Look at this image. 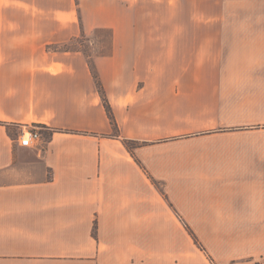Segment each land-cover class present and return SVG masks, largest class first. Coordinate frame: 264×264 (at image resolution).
I'll list each match as a JSON object with an SVG mask.
<instances>
[{
	"label": "crops",
	"instance_id": "obj_1",
	"mask_svg": "<svg viewBox=\"0 0 264 264\" xmlns=\"http://www.w3.org/2000/svg\"><path fill=\"white\" fill-rule=\"evenodd\" d=\"M138 2L0 0V264H264V0Z\"/></svg>",
	"mask_w": 264,
	"mask_h": 264
},
{
	"label": "rangeland",
	"instance_id": "obj_2",
	"mask_svg": "<svg viewBox=\"0 0 264 264\" xmlns=\"http://www.w3.org/2000/svg\"><path fill=\"white\" fill-rule=\"evenodd\" d=\"M153 2L154 4H151ZM161 0H139L137 4L136 14L129 17L131 22H186L191 23L193 21L192 15V2L188 0L184 3L183 13L179 15H167V6L173 5V0H165L161 3ZM161 12L166 14L162 15ZM111 46V33L109 31H93L90 36V43L84 44L83 49L89 56V61L92 63V59L97 55H108L110 53ZM82 49V48H81Z\"/></svg>",
	"mask_w": 264,
	"mask_h": 264
},
{
	"label": "built area",
	"instance_id": "obj_3",
	"mask_svg": "<svg viewBox=\"0 0 264 264\" xmlns=\"http://www.w3.org/2000/svg\"><path fill=\"white\" fill-rule=\"evenodd\" d=\"M19 140L20 146L30 147L40 141V135L36 130L32 129L27 132H21Z\"/></svg>",
	"mask_w": 264,
	"mask_h": 264
},
{
	"label": "trees",
	"instance_id": "obj_4",
	"mask_svg": "<svg viewBox=\"0 0 264 264\" xmlns=\"http://www.w3.org/2000/svg\"><path fill=\"white\" fill-rule=\"evenodd\" d=\"M91 70H92V71H95L93 65H91ZM97 87H98V89H99V92H100L101 94H103V92H102V88H101V85H100L99 83H97ZM103 104H104V107H105V109H106V113H107V115H108V117H109V120H110V123H111L113 129H116V125H115V122H114L113 114H112V112H111V109H110V107H109V104L107 103V100H106L104 97H103ZM124 144H125V146L127 147V149H129V150H131L132 147L134 146V144L131 143V142H129V141H124Z\"/></svg>",
	"mask_w": 264,
	"mask_h": 264
}]
</instances>
